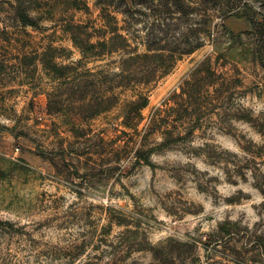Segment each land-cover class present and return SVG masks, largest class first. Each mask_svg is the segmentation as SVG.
I'll return each mask as SVG.
<instances>
[{
  "label": "rangeland",
  "instance_id": "rangeland-1",
  "mask_svg": "<svg viewBox=\"0 0 264 264\" xmlns=\"http://www.w3.org/2000/svg\"><path fill=\"white\" fill-rule=\"evenodd\" d=\"M0 264H264V0H0Z\"/></svg>",
  "mask_w": 264,
  "mask_h": 264
},
{
  "label": "trees",
  "instance_id": "trees-1",
  "mask_svg": "<svg viewBox=\"0 0 264 264\" xmlns=\"http://www.w3.org/2000/svg\"><path fill=\"white\" fill-rule=\"evenodd\" d=\"M167 5L168 4H166V5L163 4V9H165L167 12H169V9H167V7H168ZM125 6H126L127 13H129L130 8H128L127 5H125ZM174 6L177 9V11H180L178 9L182 8V6L179 5V3H177V2L174 3ZM137 12L139 13V11H137ZM182 14L185 15L186 12L184 10H182ZM107 18L110 20L113 19V18H110L109 14H107ZM111 33H112V36L107 40V53H109V54L116 51V49H118V46L117 47L114 46L115 40H121L122 43L126 42L122 38V36L117 33L116 28H112ZM162 33L167 34V32L164 30H162ZM163 37H165V35H163ZM122 46H125V44L124 45L121 44V47ZM192 50H189V52H187V53H190ZM170 53L172 54V52H170ZM160 69H164V67L160 66V67H156V69L151 68L150 72H148V75L153 76L155 74V72L160 70ZM123 73H124V70L122 68L119 72L118 78L125 79L123 77ZM146 105H147V97L145 95H139L135 102H131V103H129V105H127L125 108H123V120H124L123 125L128 127V128H131V129L135 128L141 121V111L146 107Z\"/></svg>",
  "mask_w": 264,
  "mask_h": 264
}]
</instances>
